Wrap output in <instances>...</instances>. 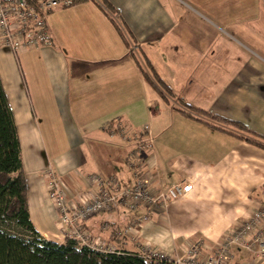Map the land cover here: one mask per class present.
I'll list each match as a JSON object with an SVG mask.
<instances>
[{
    "label": "crops",
    "instance_id": "1",
    "mask_svg": "<svg viewBox=\"0 0 264 264\" xmlns=\"http://www.w3.org/2000/svg\"><path fill=\"white\" fill-rule=\"evenodd\" d=\"M73 6L67 10L58 8L61 10L49 17L51 44L20 51L17 55L14 53L25 58L31 74L39 70L38 64L46 74L42 87L43 103H47L48 108L45 116L52 117L53 111L69 138L70 154L65 153L64 159L58 160L59 164L50 163V167L59 176L58 171L63 172L64 187L73 200L80 193L98 190L93 176L116 177L122 187L128 156L135 146V141L125 139L122 134L147 128L153 145L141 152L139 159L143 167L140 168L153 165L154 181L163 187L187 181L192 184V189L164 211L155 212L148 221L135 226L133 232H140L142 238L151 241L158 250L173 256L183 254L197 242L203 245L204 253H214L237 223L248 219L264 201V0H250L246 7L249 14L243 15L246 27L242 30L246 33L242 32L245 40L241 41V46L249 51V59L244 63L241 60L233 63L227 60L225 50L214 52L213 56L221 54L211 61V66L218 68V77L225 78L222 89L218 87L219 93L213 104L203 108L192 105L240 121L249 132L221 124L203 112L204 116L188 110V107L179 106L167 112L158 108L162 91L156 90L139 71L131 55L130 41H135V49L142 51L165 82L166 77L157 67V51L165 56L163 63L170 61L174 67V58L178 57L171 35L179 33L181 39L178 41L186 50L192 39L186 30L188 16L179 19L180 24H185L182 31L178 28L174 0H87ZM121 21L125 26H120ZM166 38L169 39L168 49L164 47ZM190 47L193 48L191 44ZM0 50H3L0 53V77L8 93L3 58L9 50ZM185 53L190 52L182 54ZM207 53L208 50L202 51L203 58ZM204 61L197 65L207 78ZM218 64H223L227 72H222ZM227 73L232 77H224ZM36 82L34 80L35 87L38 86ZM12 90L13 97L17 92ZM224 90L228 95L223 102ZM150 92L156 93L157 98H150ZM179 97L178 100L183 99ZM11 99L9 97L19 131L18 117L23 109L16 105V112ZM163 116L170 118L166 121ZM105 133L111 135L109 141L105 140ZM85 149L90 153L88 157ZM133 169L131 167L132 173ZM40 184L41 193H29L38 200L35 208L43 213L42 219L46 222L37 225L29 200L34 227L46 239L63 242L58 209ZM103 213L107 212L92 216L86 222L91 238H106L112 244L129 247L128 241H119L113 232L126 225L115 224L108 217H102ZM232 253L235 264H264V260L251 251L233 247Z\"/></svg>",
    "mask_w": 264,
    "mask_h": 264
},
{
    "label": "rangeland",
    "instance_id": "2",
    "mask_svg": "<svg viewBox=\"0 0 264 264\" xmlns=\"http://www.w3.org/2000/svg\"><path fill=\"white\" fill-rule=\"evenodd\" d=\"M174 1L176 3L174 15L176 16V18H178V28L181 30L183 28L182 25L185 24V22H181L180 24L179 19L183 15L188 16L186 30L187 32H190V34L192 35V39L190 35L191 41L189 40V49L186 50V48L183 46L184 44L178 41L179 39H181V35L179 33H173L171 35V39L174 40L172 42V46L177 49L176 56L178 57V59L174 58V61L176 63V66L174 67L172 66V63H170V61L166 60V64L163 63V60H165V56L161 55V53L157 51V67L159 68L160 72L166 77L165 82L173 89L171 93L166 91L164 92V90H162L160 97L158 96L160 99V106L158 108L160 110H163L164 112H167L168 109H173L179 106L183 108L189 107L187 104H194L196 106H199L200 108L213 104L212 101L214 99H217L219 88L222 89L221 84L225 79L222 77H218L219 74L217 67L216 69H213V67L211 66V61L218 58V55H221L216 54L213 56L214 52L218 53L225 50V56L227 60L229 62L232 61L233 63L239 60L244 63L249 59V51H247L245 46H241V41L245 40L242 36V32L246 33V31L242 30L246 27V23L243 21V15L247 13L249 14V9L246 7H249L250 0ZM73 7L74 6L66 7L64 8V10ZM103 7L106 9L105 6ZM60 10L61 9L55 10L51 15H49V17L54 16ZM109 14H111V12H109ZM50 20L53 21V18H51ZM119 23L121 24L120 26H125L123 21ZM168 36H170V34ZM130 38L133 39L131 33ZM167 40L169 39H165L166 43L164 45L166 49L170 47ZM130 42L132 48L136 51L137 56L139 58L144 57L140 49L138 51L135 49V41ZM190 44L193 46V48L190 47ZM203 50H205L206 52L208 50L205 58H203L202 56ZM237 50H239L240 52H238ZM186 51L190 52L188 54L185 53L188 56L189 60H187L186 55L182 54ZM1 52H3V50H0V53ZM5 53L6 56L3 58V63L8 76V79H5V84L8 88V94L10 99L12 98L11 100L15 107V111L16 105L23 109V111L20 112V117H18V125L22 143L24 168L27 173L26 175L29 185L32 188L31 189L29 187V192L33 191V193H41L40 183H42L44 186V193L47 195L48 199L52 200L49 192L48 176L46 174V170L50 167V163H53L55 165L59 164L58 160L64 159L65 153L70 154L69 138L68 135L64 133L60 119L54 115L53 111L51 112L52 117L47 118L45 116V112H47L48 108L47 103H43L42 87L43 78L44 76H46V74L42 72L39 64V70L31 74V72H29L30 68L28 67V69L26 67V60L25 58H23V56L17 57L14 53L9 51ZM166 56L169 57V53H167ZM228 56H231V58L229 59ZM203 61L204 64H206L205 68L208 69L206 73L208 74L207 78L203 77L202 69L197 65L198 62ZM34 63H37V61H34ZM158 63H161L162 67L158 65ZM218 67L222 68V72H227V70L223 68V64H218ZM224 77H232V75H229L227 73L226 75H224ZM34 80L37 81L36 84H38V86L36 87L34 85ZM17 85H19V87ZM12 88H14L17 92V95H13V97ZM230 89L232 90V88ZM227 95L228 92L224 90L221 97V100H223V102ZM179 96L183 97V99H179L182 103L177 99L180 98ZM149 97L157 98V94L154 92H150ZM184 101H186L187 104ZM188 110L196 112L195 109L188 108ZM198 114L203 115L202 113ZM169 118L170 117L163 116V119L166 121ZM171 130L173 129H170L169 131ZM104 138L105 140L109 141L111 135L109 133H105ZM84 152L88 157L90 154L89 151L85 149ZM126 169L127 172L123 177L122 187L131 188L134 179L132 177L133 173L131 171V166L129 165V163L126 165ZM58 172L63 182V177L61 176L63 172ZM29 200L32 201V211L34 213L36 223L37 225L41 226L46 221H43L42 219L43 213L39 212L38 208H35V202H39L37 199H35V195H30V193ZM115 211L117 210L103 213L101 216L108 217L109 220L123 227L131 222V220L135 216L140 215L139 211L120 209L119 211L121 212V214H119L118 211ZM135 212L139 213L136 214ZM7 224L9 229L17 232H23L20 226H18L15 222H8ZM48 224L50 225L49 222L47 223V225ZM139 233L140 232L138 231H134L128 237H124V240L128 241L129 245L131 246H129L128 248L139 250L146 256L152 252L160 251L151 241L146 238H142L141 234ZM42 237L45 238L44 236ZM106 240L107 239L105 238L100 242L101 244H103L102 246L104 248L117 249L120 247L118 246V244H112L110 242H107Z\"/></svg>",
    "mask_w": 264,
    "mask_h": 264
},
{
    "label": "built area",
    "instance_id": "3",
    "mask_svg": "<svg viewBox=\"0 0 264 264\" xmlns=\"http://www.w3.org/2000/svg\"><path fill=\"white\" fill-rule=\"evenodd\" d=\"M75 4V0H0V49L17 55L20 51L51 44L52 35L48 26L50 13ZM122 136L135 141L128 156L129 165L135 168L131 188L120 187L116 177L93 176V183H96L98 190L80 193L73 200L54 169L49 167L46 170L50 196L58 209L60 230L64 238L75 239L82 245L105 252L115 251V248H104L100 243L103 240L91 238L86 228L88 219L116 209L141 212L115 233L118 239H124L133 232L135 226L148 221L155 212L164 211L192 189V184L187 181L163 187L154 181L153 165L140 168L143 167V162L139 159L141 152L153 145V138L147 128L141 132H125ZM233 247L251 251L258 259L264 260V201L258 204L248 219L237 223L214 253H204L201 242L193 243L179 256L162 251L152 252L147 256L141 253L151 262L164 259L171 264H235L232 261Z\"/></svg>",
    "mask_w": 264,
    "mask_h": 264
},
{
    "label": "trees",
    "instance_id": "4",
    "mask_svg": "<svg viewBox=\"0 0 264 264\" xmlns=\"http://www.w3.org/2000/svg\"><path fill=\"white\" fill-rule=\"evenodd\" d=\"M85 1L75 0L76 4ZM117 27L122 34L121 28ZM125 41L128 43L127 39ZM131 55L143 77L156 90L172 92L145 56L139 58L133 49ZM189 106L221 124L250 131L240 121ZM8 222H15L23 232L9 229ZM117 231L114 230V234ZM118 246L115 251L105 252L71 238H65L63 242L48 240L36 230L29 207V182L23 164L21 138L8 93L0 77V264H171L164 259L148 261L139 251L121 243Z\"/></svg>",
    "mask_w": 264,
    "mask_h": 264
}]
</instances>
